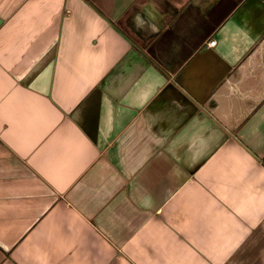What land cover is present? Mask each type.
Segmentation results:
<instances>
[{
	"label": "crops",
	"instance_id": "1",
	"mask_svg": "<svg viewBox=\"0 0 264 264\" xmlns=\"http://www.w3.org/2000/svg\"><path fill=\"white\" fill-rule=\"evenodd\" d=\"M0 264H264V0H0Z\"/></svg>",
	"mask_w": 264,
	"mask_h": 264
},
{
	"label": "snow or ice",
	"instance_id": "2",
	"mask_svg": "<svg viewBox=\"0 0 264 264\" xmlns=\"http://www.w3.org/2000/svg\"><path fill=\"white\" fill-rule=\"evenodd\" d=\"M87 104H88V101L86 100V101H84V103L82 105L83 114H84L85 119H87V116H88Z\"/></svg>",
	"mask_w": 264,
	"mask_h": 264
},
{
	"label": "built area",
	"instance_id": "3",
	"mask_svg": "<svg viewBox=\"0 0 264 264\" xmlns=\"http://www.w3.org/2000/svg\"><path fill=\"white\" fill-rule=\"evenodd\" d=\"M215 42H216L215 39H209V40L207 41V45H208V46H213V45H215Z\"/></svg>",
	"mask_w": 264,
	"mask_h": 264
}]
</instances>
